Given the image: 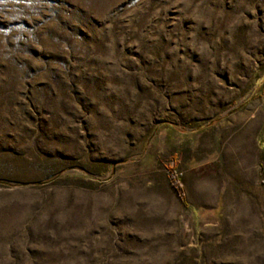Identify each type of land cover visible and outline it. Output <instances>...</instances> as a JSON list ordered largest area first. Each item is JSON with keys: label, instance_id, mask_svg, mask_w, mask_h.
Here are the masks:
<instances>
[{"label": "rangeland", "instance_id": "rangeland-1", "mask_svg": "<svg viewBox=\"0 0 264 264\" xmlns=\"http://www.w3.org/2000/svg\"><path fill=\"white\" fill-rule=\"evenodd\" d=\"M0 264H264V0H0Z\"/></svg>", "mask_w": 264, "mask_h": 264}, {"label": "trees", "instance_id": "trees-1", "mask_svg": "<svg viewBox=\"0 0 264 264\" xmlns=\"http://www.w3.org/2000/svg\"><path fill=\"white\" fill-rule=\"evenodd\" d=\"M176 181H178V178H176Z\"/></svg>", "mask_w": 264, "mask_h": 264}]
</instances>
